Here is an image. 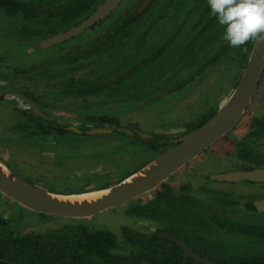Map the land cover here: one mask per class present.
Returning a JSON list of instances; mask_svg holds the SVG:
<instances>
[{"label":"rangeland","instance_id":"374dc122","mask_svg":"<svg viewBox=\"0 0 264 264\" xmlns=\"http://www.w3.org/2000/svg\"><path fill=\"white\" fill-rule=\"evenodd\" d=\"M6 1L20 5L26 0ZM120 9H123V5L116 8L112 14L116 15ZM208 9L207 0H155L145 11L153 20L150 26L147 18H139L138 24H142L143 29L141 33L134 32L131 37L124 40L127 42L132 37L136 38L127 51H124L125 44H123L124 49L121 46L123 57H111V64L107 62L100 67L97 64L89 67L97 76L96 79L105 82L99 81L96 84L99 86L101 83V87L97 88L98 92L93 95L83 93L81 95L84 96H81L79 91H67L66 93L71 94L67 95L65 92L57 94L44 90L42 88L49 85H41L45 77L36 74L38 70L44 72L43 69L50 66V76L64 71L66 67L53 65L57 63V57L62 54L61 59L77 54L76 50L71 51L69 48L73 45L77 46L79 38L69 39L65 44L39 48L37 44L43 38L39 35L49 27L36 30V27L29 24L30 22L26 23L19 18L11 22L7 19L5 11L3 10V13L0 8V70L12 71L11 78L13 75L17 79L25 78L31 88L36 87L35 92L41 90L38 93L34 92L36 104L40 103L42 106V103H46L49 111L54 113L60 114L62 111L63 117L57 114L55 116L69 120L71 126L78 129L88 127L114 130L115 126L89 120L90 116H108L118 120V129L126 134L133 135V132L137 134V136H127L129 140H126L120 134L80 135L66 130L67 133L61 132L58 136L51 137L50 134L48 137L45 135L40 137L35 135L39 130H33L27 125L37 117L29 116L25 117V121L22 120L4 104L11 106L14 103L21 108L27 106L16 97L14 100L7 98V102L0 100V140L6 143L2 145L0 141V158L13 173L25 181L40 188L65 192L70 186L72 176L77 179L78 174L93 173L91 160L93 163L107 164L111 170L110 175L113 173V178H117L159 155L160 152H144L138 142L144 143L148 139L154 142L161 138L160 143L166 140L174 142L173 140L185 136L188 124L216 111L217 109L212 106L218 107L234 86L239 67L233 62H226L231 49L223 50L226 43L222 40L223 27L218 22L212 26L205 25L208 21L205 18L208 16ZM124 15L127 16V12ZM82 62L87 63L84 60ZM86 71L88 70L74 72L73 75L78 77ZM37 76H40L38 80L35 79ZM0 78L5 81V76ZM16 78L13 79L16 81ZM58 79H54L52 87L63 85L61 78L60 84H56ZM109 79L112 83L106 85L108 83L106 80ZM103 86L106 87L102 88ZM6 89L7 87L2 84L0 93ZM258 94L259 92L256 96ZM2 108H6L5 111L3 110L5 112L3 118ZM29 113L30 110L26 114ZM244 116L263 117L264 103L255 110L246 108ZM26 132L27 135L33 136L27 138ZM39 150L46 151L40 154ZM216 151L217 149L213 152ZM214 155L211 149L199 154L168 177L166 184L173 192H180L181 184H188L193 192H196L202 181L199 182L200 179L195 174H191V171L203 174L215 170L217 166L212 165L217 164L216 160L212 159ZM104 172L107 173L108 169L104 168ZM92 177L93 175L87 176L78 183L84 188L85 185L86 188L93 187L86 184L92 181ZM212 184L220 187L219 183ZM210 185L207 184L206 187ZM249 187L256 188L255 185ZM204 190L210 189L204 187ZM140 196V201L136 199L137 203H143L151 197L149 193ZM134 200L131 199L90 217L75 219L30 211L0 193V215L6 220L8 227L23 232L31 229L33 232L42 233L81 223L89 228L109 230L119 237L122 226H136L148 232L149 225L146 222H139V218L130 214V206ZM174 215L180 219L179 213ZM182 223H178L177 226ZM215 237L218 242L224 244L217 243L214 247L220 255H223L222 259L233 256L234 253L241 254L242 251L264 255V243L258 244L261 248L253 245L250 251H246L248 248L243 246L241 249L236 245L230 246L228 241L231 240L235 244L237 241L234 239L237 235L230 233ZM186 241L196 249L198 243L195 238ZM124 248V251L116 252L126 254L129 247L124 245ZM237 249L242 250L241 253ZM208 253L210 254V250L205 254Z\"/></svg>","mask_w":264,"mask_h":264},{"label":"trees","instance_id":"16d2710c","mask_svg":"<svg viewBox=\"0 0 264 264\" xmlns=\"http://www.w3.org/2000/svg\"><path fill=\"white\" fill-rule=\"evenodd\" d=\"M57 4L58 10L56 12H52L50 14L55 13L57 16V20L54 21L52 25L48 26L46 23L42 25V22L39 21V17L41 14H46L45 10L42 9L28 11V16L24 17L25 20L30 22L29 24L36 27L35 29H43L45 27H49V29L45 31H41L42 35L39 36H50L54 33H57L61 30H68L71 26L75 24L74 19L76 18L79 9H84L88 5L84 0H66L60 3L59 0H51ZM45 0L37 1V5L40 6L41 4H45ZM47 5V4H45ZM10 9H15L11 7H7ZM41 10V11H40ZM122 10L116 12L117 19L116 25L120 24L119 26L114 29L112 25L109 26V22H103L102 29L99 28L95 32L94 35L96 36H88L86 38H79V42L77 46H71L69 49L76 50L77 54L75 56H69L65 59H61L60 57L63 55L58 56V61L53 66H59L63 68L66 67L64 71H59L57 74L51 75L49 68H44V72H40L38 70L37 73L40 76L47 77L49 82L52 80L51 83H48L49 91L56 92L57 88L61 91V93L71 95L68 92H76L79 91L80 95L83 93H88L87 95H93V93L98 92V89L101 83L105 82L100 79H96L97 76L94 75L92 71H90L89 67L91 65L96 64L100 67L101 65L106 64L107 62L110 63V58H121L124 56L122 53L123 44H125V49L123 46L124 51L130 49L129 46L131 43L126 40L125 38V27L132 25H137L139 22L138 17L128 18L124 16ZM119 14V15H118ZM113 15V16H116ZM138 18V19H137ZM215 19V17H214ZM39 21V22H38ZM40 25H37V23ZM117 25V26H118ZM109 26V28H108ZM112 27V28H111ZM25 30V28H22ZM101 29V32H100ZM103 30V31H102ZM39 32V30H38ZM86 35V34H85ZM84 35V37H85ZM90 35V34H89ZM95 37H98L94 39ZM76 38V37H75ZM93 40H92V39ZM73 39V38H72ZM91 39L92 42L90 44L84 42V40ZM136 39L132 37L130 40ZM68 41L64 42L67 43ZM251 42L244 46V48H239L241 50V67L237 73L235 78L234 84L237 82L240 72L244 67V63L247 57V54L251 47ZM246 48V50H244ZM67 51V50H66ZM107 56V57H106ZM64 60V62H62ZM86 61L87 63H83L82 61ZM106 61V62H105ZM60 62V64H58ZM105 62V63H104ZM77 65H74L76 64ZM71 65V66H70ZM73 65V66H72ZM82 75L75 77L73 73L79 71H85ZM46 71H49L48 73ZM71 74L69 77L68 75ZM67 74V75H66ZM39 76V78H40ZM58 79L56 84H60V78L63 81L61 86L52 87L51 84L53 83L54 79ZM107 79V78H106ZM105 80V79H104ZM101 82L99 86H96L98 82ZM103 81V82H102ZM108 84L112 83L109 80H106ZM76 83V84H75ZM47 84V83H46ZM55 84V86H56ZM102 88H105L103 86ZM230 92V91H229ZM228 92V94H229ZM227 94V95H228ZM84 96V95H81ZM5 97L1 100L6 101ZM13 99V96H10ZM2 101V102H3ZM7 102V101H6ZM8 104L6 103V106ZM9 106V105H8ZM7 108H10L8 107ZM212 108L217 109V106H212ZM211 108V109H212ZM6 108H2V118L4 117V111ZM20 108L11 109L14 113H17L18 116L25 121V117L33 116L31 113L26 114L29 110H18ZM4 110V111H3ZM213 113L208 115H203L199 120L193 123L188 124L186 132L187 134L191 131L195 130L199 126H201L207 119H209ZM208 113V112H207ZM95 119V120H93ZM51 120V118H50ZM54 120V119H52ZM90 122L97 121L105 123L107 126H115L117 130H110L109 134L104 135H122L123 138L129 140L124 131L118 129L119 122L114 117L108 116H100L89 119ZM36 121L34 124V129L39 130L38 133L35 135L46 136L48 134L53 136H58L61 132H66L63 129L62 125L51 124L46 122L40 118L33 119V122ZM46 126H43V123ZM27 125H30L27 123ZM51 125V126H50ZM45 127V128H44ZM44 128V129H43ZM45 129L50 130V132H46ZM81 130V131H87ZM67 133V132H66ZM84 134L80 135H85ZM27 135V132L25 133ZM88 135V134H87ZM134 135L137 134L134 132ZM33 136L32 134L27 135ZM22 138V137H21ZM25 140L24 138H22ZM2 145L6 144L4 141L0 140ZM131 141H129L130 143ZM138 142V141H137ZM141 143V142H139ZM9 144V142L7 143ZM43 145V144H42ZM169 148L166 146L165 148ZM46 150H39V153H43ZM158 152H163L161 148ZM1 159V158H0ZM2 160V159H1ZM3 161V160H2ZM83 161V160H81ZM4 162V161H3ZM88 162V161H83ZM5 163V162H4ZM6 164V163H5ZM142 166V165H141ZM140 166V167H141ZM137 169L132 170L127 174H123L118 176L117 178H113V173L110 175V171L107 173H102L97 170L93 173H83L78 174L77 179L71 177V181L69 183V188L67 191L63 193H79L84 192L87 190H92L96 188L106 187L118 180L122 177L131 174L132 172L136 171ZM12 171V170H11ZM92 181L86 183L87 186H93L85 188L83 185H80L78 181H82V179L86 178L87 176H91ZM74 175V177H76ZM112 178V179H111ZM30 183V182H29ZM33 184V183H31ZM91 184V185H90ZM78 185V186H76ZM51 190V189H49ZM54 191V190H52ZM187 185H183L180 187V192L175 193L172 189L166 184V182H161L156 188L148 192L151 197L143 203L140 201V198H137V201L130 206V214L133 217L139 218V222H146L149 225L148 232L143 231L135 227H128L122 226L120 227V236L117 237L114 232L105 229H93L87 226H84L81 223L78 224H71L69 226L58 228V229H51L46 232L36 233L31 231V229L23 231H19L16 229H12L8 227L6 220L0 215V258L8 259L10 261L16 262L17 264H201L199 262L193 261L190 258L186 257L182 251L176 247L174 244L162 240L156 236V231L159 230H168V231H175V233L180 236L186 243L187 239L190 240L192 233H189V230L186 229L184 226L177 227L175 229L173 226L178 225L181 222H187V220L192 219L195 223L198 221L200 222L203 219V213L196 209L195 201L197 198L195 195L189 194ZM180 214V219L175 217L174 214ZM177 219V221H175ZM170 220V221H169ZM200 225H197V228H200ZM248 229V228H246ZM245 229V231H246ZM250 232V231H249ZM246 231V233H249ZM192 234V235H191ZM243 248H248L246 251H250L253 247V244H249L244 242ZM124 245L129 247V250L126 254H120L116 251H124ZM213 249V248H212ZM210 249V254L214 252ZM241 249V248H240ZM239 249V250H240ZM242 250H240L241 253ZM242 251L241 254H233V256L227 257L222 259L221 257L211 256L213 260H215L216 264H264V255H257L253 253H247ZM217 257V258H216ZM5 264V263H0Z\"/></svg>","mask_w":264,"mask_h":264},{"label":"flooded vegetation","instance_id":"af4514ba","mask_svg":"<svg viewBox=\"0 0 264 264\" xmlns=\"http://www.w3.org/2000/svg\"><path fill=\"white\" fill-rule=\"evenodd\" d=\"M37 1L39 0H26L25 2H23V4L19 5L17 3L8 2L6 0H0V8L2 9L1 11L3 13L5 11V15L7 19L11 20V22H14L17 20V18H19L27 23L28 21L25 20L24 17L29 15L27 14L29 13L28 12L29 10L33 11L35 9L36 10L42 9V11L45 10L46 12V14H41V16L38 18L39 21L42 22V25L46 23V25L48 24V26H50L53 23H55L54 21H56L58 18L55 15V13L53 14H50V13L56 12L58 10L57 8L58 3H54L51 0H45L46 2L45 4L47 5L41 4L40 6H38L36 4ZM59 1L60 3H62L63 1H66V0H59ZM84 1L90 4V6L88 5L84 9L82 8L79 9L76 18L74 19L75 24L71 26L70 28H68V30L84 22L105 0H84ZM154 1L155 0H132L129 2L128 0H120L113 10L108 12L102 18L92 23L86 29H84L79 34L75 35L74 37H71L70 39L75 38V37L84 39L87 37V35L96 36L94 35L95 32L99 28L102 29V24L103 22H106V21L109 22V26L112 25L114 29L117 27H123V26H119L120 24L119 25L117 24L118 26L116 25L117 15L113 16L114 10L122 5H123V9H120V10H122L121 13L123 15L124 13L127 12L126 17L128 18H133V17L144 18V19L147 18L149 22L148 26H150L153 20L150 19V17L147 15V13H145V11H147V9H149L152 6ZM141 6L143 7L141 8ZM7 7H11L15 9H10ZM207 14L208 16H205V18L208 21L205 23V25L212 26L214 23L217 22V20L216 18L214 19L213 15H211L210 7L207 10ZM37 25H40V27H42L40 23H37ZM157 26H158V23H157ZM101 29H100V32H101ZM124 29H125L124 34L126 35L125 38L127 39L131 37L132 33L134 32L141 33L140 31H142L143 27H142V24H137V25L130 24ZM68 30H61L50 36H46L45 38L43 37L42 39H40L41 40L40 42H42L43 40H46L47 38H51L53 36L65 33ZM96 38L98 37H95L94 39ZM91 39L84 40V42L87 43V46L88 44H90V42H92L93 39L92 40ZM68 40L62 41L56 45L63 44L64 42ZM128 41L129 43H132L130 39ZM225 49H229V50L231 49L230 55L226 57V62L227 61L233 62L235 66L237 65L240 68L241 66L240 62H241V56H242L241 50L239 48H232L227 42L225 43V47L223 48V50ZM11 72L12 71L10 70H0V76L1 77L5 76V81L1 80L0 78V86L4 84L7 87L6 91L0 93V100L5 97H8V98H10V96L15 97L14 93H18L28 98L48 118V120L42 119L46 122V124L48 123H51V124L53 123L57 125L59 124L63 126L64 130H66L68 127L72 125L69 120L58 118V116L63 117L64 113H62V111L60 115L58 112L54 113V111H51V110L49 111L48 107H46V103H42V106H40V103L36 104L35 98L33 97L35 96L34 92H35L36 87L31 88L29 86L30 84H28L25 78L17 79L16 76L13 75V78H16V81H15L13 78H11V74H12ZM36 74H39V73H36ZM8 76L10 78L9 80H8ZM121 77L122 75L120 76V78ZM35 79L38 80L39 76H37ZM51 82L52 80L49 82L48 78L45 77V79L41 81L42 83L41 85H44L46 83L48 85V83H51ZM236 83L234 84V86L236 85ZM31 89L33 91H31ZM42 89L44 90L47 89V91H49L48 87L42 88ZM39 91L41 90H38L35 93H38ZM60 92L61 91L57 89V94H60ZM258 92L259 94L258 96H256ZM263 103H264V71L262 72L260 76V79L258 81V85L256 88V92L251 98L248 107H250L251 110H255L257 107H259ZM4 105L6 106V103ZM8 107H10L9 109L20 108L18 110H23V111H25L28 108V106L21 108L15 105L14 103L11 106L9 105ZM55 114H57L58 116L57 115L55 116ZM37 118H40V117H37ZM90 118H95V117L90 116ZM32 123H36V121ZM32 123L29 122L28 124L30 125H28V127L32 128L33 130H36L34 129L33 127L34 124L32 125ZM46 124L43 123L42 125L46 126ZM237 124L232 128L233 131H231L232 130L231 129L228 133H226L224 136L219 138L216 142H214L210 147H208L205 150L207 151L211 149L212 153L215 154L212 159L213 161L216 160L215 162H217V164H212V165L214 167L217 166V168L215 170H212V172L206 171L203 174L201 173L197 174L195 171L193 170L191 171V174H195L197 178L200 179L199 182L202 181L201 185H199L196 188V192H193V189L189 187L188 184L180 185V187L183 185H187V188H188L187 193L196 196L197 201H195L196 204L194 206H196V209H198V211L203 213V216H204L200 222L197 221L195 223L192 219L187 220L185 224L181 222L182 225L180 226H184L186 229H188L189 233L195 234V235L191 234L192 235L191 238L192 239L195 238L198 243L196 249L190 246L188 242L187 244L196 254L200 255L201 257L207 258L208 260L212 261L215 264L217 262L210 257L212 255L217 256V257H221L223 255H220L218 251L214 249V247L217 245V243L224 245L223 242H218V240L215 239L216 238L215 235H225L226 236V234L229 235L230 233L237 235V237L234 239V241H237L235 244L231 240L228 241L230 243V246L236 245L237 248H241L245 244L244 242L253 244L258 248H261L260 246H258V244L264 243V210L260 209L258 206L259 202L264 200V179H261V180L241 179L238 181H227L223 179H215V176H222V175H225L227 173H232V172H243V173L264 172V116L261 118H250V116L245 117L244 112H243L242 117L240 118ZM73 127L80 132L79 134H84L83 132H85V134H88V131L92 130L91 128H89V130L87 131H81V130H86L88 127L85 129L84 128L78 129L75 126ZM114 129L117 130L116 128ZM45 131L50 132V130L48 129H45ZM48 136L50 135L48 134ZM129 136H134V134L129 135ZM179 139L173 140L175 143L172 142V140H168V141L166 140V141H163V143H160L162 138L154 142L148 139L144 143H139V142L138 143L142 147V149H144L143 150L144 152H158L161 148L163 149V152H164L165 150L175 146L176 143L179 141ZM166 146H169V148L168 147L165 148ZM216 149L217 151L213 152ZM91 162H92V169H94L93 172H96L98 169L102 174L104 173V168L108 169V172L111 171L110 168H108L107 164L103 165L98 162L93 163V160H91ZM109 164H112V163H109ZM163 182H167V181L165 180ZM213 182L219 183L220 187H216L217 186L216 184L213 185L212 184ZM207 184H211L212 186L210 185V187H206ZM249 185L251 186L255 185L256 188L249 187ZM203 186L206 189H210V190L209 191L204 190ZM175 193H179V192L176 191ZM138 197H141V196H138ZM138 197L134 198L135 199L134 201H136ZM258 216L261 218H259ZM197 225H200L201 227L197 228ZM173 227L175 229H178L177 225L176 226L174 225ZM245 229L246 231L248 232L250 231V232L247 234ZM160 231H166V230H159L156 232H160ZM168 232H171L175 234L176 236H178L174 230L168 231ZM178 237L181 238L180 236ZM210 248L211 249L213 248L212 250L214 252H212L211 254L209 253L205 254L208 252V250H210Z\"/></svg>","mask_w":264,"mask_h":264},{"label":"water","instance_id":"95a60500","mask_svg":"<svg viewBox=\"0 0 264 264\" xmlns=\"http://www.w3.org/2000/svg\"><path fill=\"white\" fill-rule=\"evenodd\" d=\"M119 1L105 0L80 25L65 33L47 38L38 43V46L40 48H47L74 37L113 10ZM263 71L264 42L252 43L236 85L209 119L195 130L181 137L175 146L165 150L137 168L136 171L106 187L79 193H63L40 188L36 184H31L20 176H17L0 159V193L30 211L75 219L93 216L106 209L113 208L140 195L146 194L182 166L204 152L238 123L256 92L258 81ZM14 96L28 106L33 116L48 120L28 98L18 93H14ZM66 130L75 134L80 133L73 126L68 127ZM110 132L109 129H92L88 131V134L103 135L109 134ZM215 179L227 181H238L241 179L261 180L264 179V172H232L222 176H215ZM95 191L104 192L89 199L79 196L76 197V195ZM66 196L74 197L69 199L65 198ZM59 197H64L65 199ZM258 206L264 210V200L260 201ZM156 236L174 244L186 257L193 261L201 264H215L207 258L196 254L183 239L171 232L160 231L156 233ZM0 263L17 264L4 258H0Z\"/></svg>","mask_w":264,"mask_h":264},{"label":"clouds","instance_id":"9594fccd","mask_svg":"<svg viewBox=\"0 0 264 264\" xmlns=\"http://www.w3.org/2000/svg\"><path fill=\"white\" fill-rule=\"evenodd\" d=\"M207 4L224 29L222 40L232 48L264 42V0H207Z\"/></svg>","mask_w":264,"mask_h":264},{"label":"bare ground","instance_id":"6f19581e","mask_svg":"<svg viewBox=\"0 0 264 264\" xmlns=\"http://www.w3.org/2000/svg\"><path fill=\"white\" fill-rule=\"evenodd\" d=\"M103 192L104 191L88 192V193H83V194H80V195H76V197L79 196V197H82V198H85V199H89V198L95 197L96 195H99V194H101ZM71 197H74V196H69V197L66 196L65 198L71 199ZM59 198H64V197H59Z\"/></svg>","mask_w":264,"mask_h":264}]
</instances>
